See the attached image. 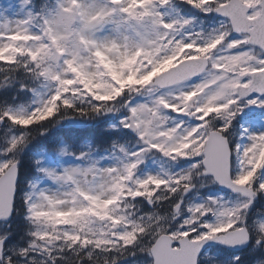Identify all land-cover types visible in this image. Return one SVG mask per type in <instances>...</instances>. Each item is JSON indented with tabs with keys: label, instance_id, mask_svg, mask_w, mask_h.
Instances as JSON below:
<instances>
[{
	"label": "snow or ice",
	"instance_id": "snow-or-ice-1",
	"mask_svg": "<svg viewBox=\"0 0 264 264\" xmlns=\"http://www.w3.org/2000/svg\"><path fill=\"white\" fill-rule=\"evenodd\" d=\"M0 53V264H264V0H0Z\"/></svg>",
	"mask_w": 264,
	"mask_h": 264
},
{
	"label": "trees",
	"instance_id": "trees-1",
	"mask_svg": "<svg viewBox=\"0 0 264 264\" xmlns=\"http://www.w3.org/2000/svg\"><path fill=\"white\" fill-rule=\"evenodd\" d=\"M40 2L42 3L43 0H40ZM105 127H107V121L85 122L80 123V127L72 126V128H74V131H70L71 126H65L64 128L54 131L53 133L60 132V136H74L78 139L91 138L100 145H107L110 141V137L103 133L102 129H104ZM27 174L28 173L26 169L22 170V180ZM242 259L246 261V264H253V259H255L256 261V258L248 256L247 254L243 255Z\"/></svg>",
	"mask_w": 264,
	"mask_h": 264
},
{
	"label": "rangeland",
	"instance_id": "rangeland-1",
	"mask_svg": "<svg viewBox=\"0 0 264 264\" xmlns=\"http://www.w3.org/2000/svg\"><path fill=\"white\" fill-rule=\"evenodd\" d=\"M0 55H2V53H0ZM103 122H106V121H103ZM72 126L78 127V126H80V124L72 125ZM72 126L70 128V131H74V128H72ZM52 136L53 137H61L60 136V132L53 133ZM120 142L121 143H124L125 141H124V139H121ZM134 144H135V140H134V137H132L131 140L128 142L127 146H128L129 149L135 150ZM105 163H108V161H105ZM176 170H179V169L178 168L177 169H174V171H176ZM146 171H151L152 173H155L156 171H158V169L155 166L149 164L147 169H143V168L141 169L140 174L141 175H144L146 173ZM205 193L206 194H209V195H215L217 197H222L224 200L234 199V196L233 195L221 193L218 190V188H217L216 185H212L211 186V190L210 189H201V195H204ZM257 211L258 212H264V204H262L261 206H259L257 208ZM253 264H256L255 259H253Z\"/></svg>",
	"mask_w": 264,
	"mask_h": 264
},
{
	"label": "water",
	"instance_id": "water-1",
	"mask_svg": "<svg viewBox=\"0 0 264 264\" xmlns=\"http://www.w3.org/2000/svg\"><path fill=\"white\" fill-rule=\"evenodd\" d=\"M221 191H223V192H228V193H230L227 189H220Z\"/></svg>",
	"mask_w": 264,
	"mask_h": 264
}]
</instances>
